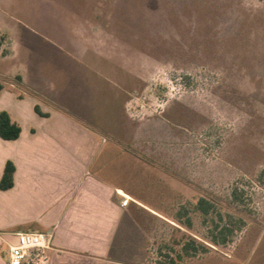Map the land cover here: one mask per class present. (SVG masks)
<instances>
[{
	"label": "rangeland",
	"instance_id": "374dc122",
	"mask_svg": "<svg viewBox=\"0 0 264 264\" xmlns=\"http://www.w3.org/2000/svg\"><path fill=\"white\" fill-rule=\"evenodd\" d=\"M0 37V69L24 63L53 96L111 85L102 123L131 152L135 217L158 235L148 264L264 222V0H0Z\"/></svg>",
	"mask_w": 264,
	"mask_h": 264
},
{
	"label": "crops",
	"instance_id": "0c3cea01",
	"mask_svg": "<svg viewBox=\"0 0 264 264\" xmlns=\"http://www.w3.org/2000/svg\"><path fill=\"white\" fill-rule=\"evenodd\" d=\"M10 57L0 55V63ZM23 64L0 69V112L21 127L16 139L0 136V180L7 162L15 165L13 186L0 188V264H8L4 239L16 231L52 233L54 249L43 264H148L158 235L153 222H137L135 209L147 206L124 179L131 152L102 123L113 116L100 108L106 82L88 76V87L66 85L53 96L51 78H37ZM120 191L131 197L127 204ZM243 228L224 244L193 234L188 251L177 239L172 264H264V222Z\"/></svg>",
	"mask_w": 264,
	"mask_h": 264
},
{
	"label": "built area",
	"instance_id": "2783aa9c",
	"mask_svg": "<svg viewBox=\"0 0 264 264\" xmlns=\"http://www.w3.org/2000/svg\"><path fill=\"white\" fill-rule=\"evenodd\" d=\"M127 204L131 197L120 191ZM12 238L4 239L7 244L8 264H43L49 250L54 249L53 235L41 231L9 232Z\"/></svg>",
	"mask_w": 264,
	"mask_h": 264
},
{
	"label": "trees",
	"instance_id": "16d2710c",
	"mask_svg": "<svg viewBox=\"0 0 264 264\" xmlns=\"http://www.w3.org/2000/svg\"><path fill=\"white\" fill-rule=\"evenodd\" d=\"M3 45V37H0V54H4L5 52H2L1 47ZM4 81L0 80V92L4 87ZM36 111L42 115H44V113L40 110L39 107H36ZM21 133V127L20 125L12 120L10 114L7 111H1L0 112V136L3 137L4 139H16L19 137ZM14 172H15V165L12 161H8L6 164V167L4 169V173L2 175V178L0 180V188L1 189H7L13 186L14 184ZM214 204L212 202H210L208 199L206 198H200L198 200V202L195 204L196 209H200L204 214H207L210 212L211 207ZM186 225L188 227L191 226V220L188 219L186 222ZM217 229H219V234H225L218 237L217 234H215V236H213V241L217 242V243H226L228 241L227 238V233H231V228H229L228 226H215ZM192 248V243L191 242H187L185 244V250L188 251V249Z\"/></svg>",
	"mask_w": 264,
	"mask_h": 264
}]
</instances>
